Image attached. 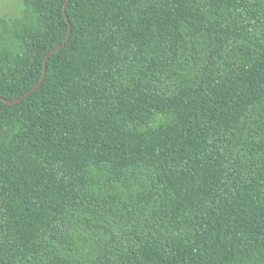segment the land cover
I'll return each mask as SVG.
<instances>
[{"label": "trees", "instance_id": "1", "mask_svg": "<svg viewBox=\"0 0 264 264\" xmlns=\"http://www.w3.org/2000/svg\"><path fill=\"white\" fill-rule=\"evenodd\" d=\"M21 0L0 16V264H264V0ZM67 16V19H66Z\"/></svg>", "mask_w": 264, "mask_h": 264}, {"label": "water", "instance_id": "2", "mask_svg": "<svg viewBox=\"0 0 264 264\" xmlns=\"http://www.w3.org/2000/svg\"><path fill=\"white\" fill-rule=\"evenodd\" d=\"M68 0H65L64 2V7L66 6ZM66 19H67V16H66ZM68 24H69V30H68V34L66 35L65 39L63 40V42L61 44H59L58 46H56L55 48H53L52 50H50L48 52V54L45 56L44 58V62H43V73H42V76L41 78L39 79V81L37 83H35L29 90H27L24 94L20 95L19 97L11 100V99H8V98H4L2 96H0V98L2 100H4L6 103L8 104H12V103H17L19 102L20 100H22L26 95H28L29 93H31L34 89H36L39 84L42 82V80L44 79L45 77V74H46V63H47V59L49 58V56H51L52 54H54L56 51H58L65 43L66 41L68 40L69 36H70V32H71V25L68 21Z\"/></svg>", "mask_w": 264, "mask_h": 264}, {"label": "rangeland", "instance_id": "3", "mask_svg": "<svg viewBox=\"0 0 264 264\" xmlns=\"http://www.w3.org/2000/svg\"><path fill=\"white\" fill-rule=\"evenodd\" d=\"M21 8V0H0V16H16Z\"/></svg>", "mask_w": 264, "mask_h": 264}]
</instances>
